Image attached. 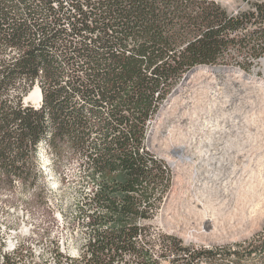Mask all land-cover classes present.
<instances>
[{
	"label": "trees",
	"instance_id": "16d2710c",
	"mask_svg": "<svg viewBox=\"0 0 264 264\" xmlns=\"http://www.w3.org/2000/svg\"><path fill=\"white\" fill-rule=\"evenodd\" d=\"M263 20L264 1L229 15L215 0H0V191L35 187L44 144L61 181L76 163L77 182L94 186L76 205L91 211L87 239L66 264H264V225L224 254L157 232L159 245L138 241L171 185L147 147L150 121L192 67L264 50ZM34 87L39 104L25 101Z\"/></svg>",
	"mask_w": 264,
	"mask_h": 264
},
{
	"label": "rangeland",
	"instance_id": "374dc122",
	"mask_svg": "<svg viewBox=\"0 0 264 264\" xmlns=\"http://www.w3.org/2000/svg\"><path fill=\"white\" fill-rule=\"evenodd\" d=\"M215 1L229 15H236L250 10L254 2L264 0ZM255 28V24L248 25L241 33ZM219 60L223 63L196 65L185 72L149 123L147 147L169 167L171 185L150 223V233L145 230L146 233L144 231L140 235V244H145L143 242L147 240L159 245L161 240L158 241L154 234L157 232L165 237H174L182 246L217 249L224 254L226 249L235 248L263 228L264 221L257 226L251 220L227 227L224 232H201L198 222L202 206L194 207L201 197L195 198L190 164L179 157L182 154L180 147L187 150L192 146L193 131L190 120L179 119L200 111L202 113L198 115L203 116L211 103L216 106L212 110L214 116L232 118L240 115L242 118L249 114L259 127L264 128V50H254L252 46H236L224 52ZM215 68H221L223 72ZM239 73L244 76L239 77ZM232 99L238 105H228ZM27 102L37 104L32 99ZM258 136L264 139V131ZM34 163L37 167L34 188L24 189L16 185L11 190L0 191V264L6 258L14 264H66V258L79 255L87 239L89 226L86 215L91 211L81 217L76 205L81 200V194H89L94 189L93 184L77 182L81 173L76 163H70L64 168L67 179L71 177V180L61 181L59 174L52 169V161L44 144L40 146ZM251 169L256 171V165ZM249 188L248 197H256L258 213L264 212V185L258 187L255 184ZM6 197L13 201H6ZM199 201L208 210L209 205L214 206L212 199L207 196ZM164 242L174 243L170 239ZM171 259L172 255L162 257L161 264H171ZM229 261L224 257H210L201 261L194 259L192 264H229ZM254 263L255 259L246 264ZM237 264L245 263L238 261Z\"/></svg>",
	"mask_w": 264,
	"mask_h": 264
},
{
	"label": "bare ground",
	"instance_id": "6f19581e",
	"mask_svg": "<svg viewBox=\"0 0 264 264\" xmlns=\"http://www.w3.org/2000/svg\"><path fill=\"white\" fill-rule=\"evenodd\" d=\"M215 70L223 72L221 68ZM243 76L239 73V77ZM40 96V90L34 87L26 100L32 99L39 103ZM236 104L233 99L228 103L230 106ZM215 107L211 103L209 110L204 112L205 116L198 115L202 113L200 111L193 116H182L179 119L190 120L192 123V146L190 150L180 147L182 154L179 157L190 164L195 198L201 197V200L207 196L214 204L209 205L210 210L199 200L194 205L202 206L198 225L203 233L224 232L227 227L251 220L258 226L264 221V212L258 213L257 198L248 197L249 187L255 184L258 187L264 185V139L258 136L264 128L259 127L249 114L242 118L240 115H232V118L214 116L212 110ZM254 165L256 171L251 169ZM205 201L208 202L209 199Z\"/></svg>",
	"mask_w": 264,
	"mask_h": 264
},
{
	"label": "water",
	"instance_id": "95a60500",
	"mask_svg": "<svg viewBox=\"0 0 264 264\" xmlns=\"http://www.w3.org/2000/svg\"><path fill=\"white\" fill-rule=\"evenodd\" d=\"M31 91H32V90H31ZM27 96H28V95H27ZM27 96H26V97H27ZM26 97H25V101H28V100H26ZM40 100H41V96H40ZM40 100H39V102H40Z\"/></svg>",
	"mask_w": 264,
	"mask_h": 264
}]
</instances>
